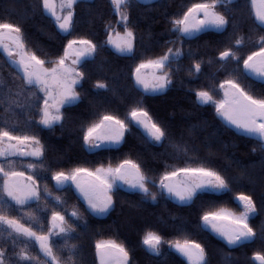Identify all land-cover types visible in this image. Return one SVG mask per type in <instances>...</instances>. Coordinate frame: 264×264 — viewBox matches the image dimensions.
Instances as JSON below:
<instances>
[{"label":"snow or ice","instance_id":"snow-or-ice-1","mask_svg":"<svg viewBox=\"0 0 264 264\" xmlns=\"http://www.w3.org/2000/svg\"><path fill=\"white\" fill-rule=\"evenodd\" d=\"M78 2L41 0L40 7L52 18L59 33L68 37L75 31ZM150 2L111 0L117 19L104 24L103 43L75 36L67 39L62 54L51 59L42 58L28 47L20 24L0 20V52L20 79L16 83L13 78V86L0 76V110L5 113L0 116V240L8 245L0 246V264H75L74 257L79 256L80 250L68 241L78 238L75 225L88 230V220L75 206L65 215L67 201L49 189V180L54 181L57 192L74 189L89 216H108L116 208V194L126 186L152 202L157 201V194L189 207L200 200L198 226L230 247L245 246L258 239L264 241V221L259 232L253 227L254 218L264 212V205L258 211L252 195L238 192L234 200L240 211L215 206L211 197L231 192L235 178L226 176L225 170L212 166L207 158L191 155L198 150L186 143L174 145L183 166L165 165L159 176H150L141 163L131 158L120 159L115 164L109 160L94 167L78 165L55 171L46 164V146L32 129L51 131L63 127L66 111L82 100L78 89L83 88L87 79L85 66L95 61L101 49L110 48L135 61L129 75L139 91L162 94L171 87L182 61L194 56L191 49L185 53V41L206 33L222 35L230 27V43L219 51L216 61L227 73L226 78L214 86L193 91L200 106H212L226 128L256 140L264 152V92L254 94L250 85L241 83V79L254 78L264 85V34H261L264 33V0H194L169 21V31L176 36L166 41L171 46L162 54L137 57V34L130 10L134 3ZM237 13L241 23L237 22ZM246 20L251 21L252 27L243 32L242 23ZM249 42L255 50L242 56ZM203 63L200 59L193 60L187 68L189 75L199 77ZM95 88L110 90L100 80ZM130 125L142 128L146 139L153 144L162 145L169 138L167 129L138 100L123 119L112 112L98 113L96 119L82 126L83 143L88 151L118 147L125 142ZM205 146L211 155V146ZM205 196L209 197L207 201ZM57 239L64 241L66 260L54 251ZM143 244L156 255L168 244L187 264H209L204 245L183 232L180 238L165 240L158 232L149 230L143 236ZM32 247L38 248L43 260L40 255L32 254ZM94 250L97 264H131L128 248L116 238L95 240ZM252 259L253 264H264V252L256 251Z\"/></svg>","mask_w":264,"mask_h":264},{"label":"trees","instance_id":"trees-1","mask_svg":"<svg viewBox=\"0 0 264 264\" xmlns=\"http://www.w3.org/2000/svg\"><path fill=\"white\" fill-rule=\"evenodd\" d=\"M40 2L41 0H0V20L20 24L25 31L28 47L45 59L62 54V47L67 43V39L75 36L103 43L106 39L104 24L117 19L111 0H80L75 8L76 24L73 36L65 37L54 26L52 18L42 12ZM191 2L194 0H152L147 4L134 3L130 11L137 34V57L143 54H162L171 46L166 41L174 40L176 36L169 31V21ZM237 22L241 23L239 13ZM251 27L250 20L242 23L243 32H247ZM231 36L230 27L222 35L206 33L185 41V53L191 49L194 56L182 61L181 70L173 76L171 87L162 94H144L139 91L129 75L135 61L120 56L110 48L101 49L95 61L85 66L87 79L83 88L78 89L82 93V100L66 111L63 127L57 126L51 131L41 130L39 127L32 129L46 146V164L55 171L78 165L94 167L99 163L106 164L109 160L115 164L120 159L131 158L141 163L150 176H159L165 165L183 166L184 161L174 145L186 143L198 150L191 155L207 158L212 166L225 170L224 174L229 178H235L231 192L218 193L211 197L215 206L228 207L238 212L240 208L234 197L238 192H245L253 196L258 211H261L264 205V152L260 151L256 140L226 128L212 106H200L193 91L214 86L226 78L227 73L216 61L219 51L229 45ZM253 50L255 48L249 42L241 55ZM197 59L204 61L199 77L191 76L187 71L193 60ZM208 60L213 63L208 64ZM0 76L9 85H13V78L16 83H20L15 70L6 63L2 52ZM97 80L107 83L110 90L96 89ZM241 83L246 87L250 85L254 94L264 92V85L254 78L241 79ZM138 100L142 101L153 119L167 129L169 138L162 145L153 144L146 139L142 128L130 125L125 142L118 147L88 151L82 140V126L96 119L97 114L102 112H112L123 119L129 108ZM4 115L0 110V116ZM205 145L211 146V155ZM53 185L54 181L49 180V189L67 201L66 211L57 210L65 211L67 216L75 206L88 220V230L84 231L79 225H75L78 238L68 241V244H75L80 250L79 256L74 257L75 264H97L95 240L109 238H116L125 244L130 253L131 264H187L185 258L168 244L162 246L160 255L148 250L143 244V236L149 230L158 232L165 240L180 238L183 232L204 245L209 264H253V254L256 251L264 252V241L259 239L245 246L230 247L215 234L201 230L198 226L199 213L202 211L200 200L189 207L157 194V201L152 202L144 200L139 193L121 188L115 196V210L108 216L93 217L85 211L86 205L77 199L78 194L74 189L57 192ZM152 190L156 191L155 188ZM208 199V196L204 197L205 201ZM49 205L51 206V202ZM32 208L35 210L36 205H32ZM11 214L18 215L16 212ZM261 221H264V212L253 221V227H256L258 232ZM44 223L46 228L47 221ZM69 223H72V220H69ZM0 246L8 247L3 240H0ZM53 247L56 254L66 260L64 241L57 239ZM31 251L33 255H40L41 259H44L37 247H32Z\"/></svg>","mask_w":264,"mask_h":264},{"label":"rangeland","instance_id":"rangeland-1","mask_svg":"<svg viewBox=\"0 0 264 264\" xmlns=\"http://www.w3.org/2000/svg\"><path fill=\"white\" fill-rule=\"evenodd\" d=\"M80 1V0H79ZM122 188H124V189H128L126 186L125 187H122ZM129 190V189H128ZM78 194V193H77ZM79 195V194H78Z\"/></svg>","mask_w":264,"mask_h":264}]
</instances>
